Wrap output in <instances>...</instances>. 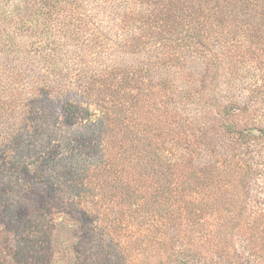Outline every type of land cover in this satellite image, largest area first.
<instances>
[{"label":"trees","instance_id":"1","mask_svg":"<svg viewBox=\"0 0 264 264\" xmlns=\"http://www.w3.org/2000/svg\"><path fill=\"white\" fill-rule=\"evenodd\" d=\"M261 160L264 0H0V264H37L32 244L43 233L48 248L51 232L41 221L105 180L116 182L111 198L149 196L158 236L167 227L177 252L188 251L187 232L216 247L201 221L214 208L180 204L186 191L203 196L198 180L169 177L191 164L250 177ZM132 214L111 223L121 246ZM143 226L138 244L154 228ZM250 231L253 264H264V224ZM186 256L212 264L201 251Z\"/></svg>","mask_w":264,"mask_h":264},{"label":"rangeland","instance_id":"2","mask_svg":"<svg viewBox=\"0 0 264 264\" xmlns=\"http://www.w3.org/2000/svg\"><path fill=\"white\" fill-rule=\"evenodd\" d=\"M116 12H118V16L124 14L120 6L116 9ZM194 78L199 81L197 74ZM233 103L241 104L235 101ZM225 108L224 106L221 107L218 116L228 117V121H231L232 116L236 112L231 113V116L230 114L224 115ZM172 111L174 112L175 110ZM207 116L213 117L211 112ZM171 118L173 119V117ZM234 118L237 120L236 117ZM247 124L249 128H259L258 123L254 119L247 121ZM187 127L180 129L179 136L182 138V146H186L187 132L185 129ZM221 128L223 127L221 126ZM184 130L185 132L183 133ZM180 137L178 138L179 141ZM246 141L253 149H256L255 147L261 142L252 137L247 138ZM243 142L244 139L239 143L236 142L235 145L238 148V145L242 146L244 144ZM182 149L183 151L185 150L184 147ZM219 151L223 154L227 153L225 148H220ZM240 152L243 154L245 150L242 149ZM230 154L232 155L231 151ZM195 162L197 163L199 160ZM255 163L257 164L254 165L255 172L250 177H243V170L238 168L234 172H227L226 175L223 174L221 176L219 171L208 173L212 171L208 167V169L204 168L203 172L199 167L193 166V164L190 165L189 171L181 169V167L176 168L175 173L169 177V180L174 177H177V179L193 178L189 180L191 182L190 185L198 180L196 184L202 186L199 187V190H203L201 191L204 192L203 196L196 193V197L192 199L191 192L186 191L182 195L184 199H180L181 205L190 209L194 207L189 206L191 200L197 203L201 199V204L206 202L214 208V213L210 216H205L201 221L204 223L205 232H207V229L208 231L216 230L217 236L214 239L215 243H217L216 247L203 246L201 248L202 240L194 239L196 235L187 232L189 243L186 244V248L188 251L190 250V253L196 259L201 251L206 255L207 260H212V264H253L250 244L248 243L249 239L246 241L243 237L247 236L251 232L250 230L256 233L264 224L263 218L258 216L260 211L264 213V160ZM191 172H195V175L192 176ZM202 172L203 174H201ZM115 185L116 182L105 180L98 191L86 192L85 197L80 198V201L67 196L62 198L64 202L61 205L64 208L63 211L50 213V216L40 223L41 226H45V223L50 226L51 232L48 248L44 246L43 233H40L36 242L32 244L33 247L38 248L41 254V257L35 263L200 264L198 259L194 263L188 261L186 258L188 251L184 255L177 252V249L170 244V240L166 237L167 227L163 226L165 230L159 238L158 234L160 232L155 228L156 223H158L155 220V202H151L149 196L147 197L141 191H134L131 197H125L122 200L119 195H114L115 198H113L114 196L111 198L115 192ZM200 203L198 202L197 205L201 206ZM84 210H95L91 218L92 221L82 222L81 215ZM128 213H133L129 218L132 222V236L131 238L123 236L121 241L125 244L121 246L120 241L112 239L116 226H112L111 223L123 218H125V223ZM147 213L151 215V219L146 221L143 216ZM144 222L150 225L154 224V228L152 234L147 238L146 244H138V239L143 235L146 236L145 231L148 230L147 227L143 226ZM177 225L179 224L177 223ZM121 231L123 230L121 229ZM230 233L231 235H228ZM123 249L126 254H123ZM2 255H5V253Z\"/></svg>","mask_w":264,"mask_h":264}]
</instances>
